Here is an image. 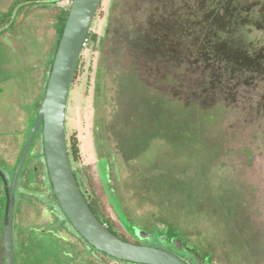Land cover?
<instances>
[{
	"label": "rangeland",
	"instance_id": "rangeland-1",
	"mask_svg": "<svg viewBox=\"0 0 264 264\" xmlns=\"http://www.w3.org/2000/svg\"><path fill=\"white\" fill-rule=\"evenodd\" d=\"M16 1L0 0V20L11 11L0 33V171L7 181L44 98L58 16L71 4ZM217 1L102 0L89 31L95 49L83 47L71 82L65 137L77 140L73 169L87 197L90 182L99 193L106 186L104 212L130 242L188 264L194 259L173 241L207 264H264V0L234 2L260 68L216 82V102L206 110L186 98L197 82L211 80L210 67L197 63L185 75L174 57L142 48L148 24L161 18L175 32L194 24L183 34L193 43L201 11ZM41 131L18 177L14 264H122L85 244L59 210L41 163ZM3 196L0 184V223Z\"/></svg>",
	"mask_w": 264,
	"mask_h": 264
},
{
	"label": "water",
	"instance_id": "water-1",
	"mask_svg": "<svg viewBox=\"0 0 264 264\" xmlns=\"http://www.w3.org/2000/svg\"><path fill=\"white\" fill-rule=\"evenodd\" d=\"M101 1H71L44 98L9 184L0 171L5 197L2 221L3 264H14L12 223L15 192L19 174L40 125L45 176L60 211L83 240L97 251L131 264H188L170 251L132 244L113 235L90 210L69 162L65 139L68 94L79 56ZM173 245L175 249L186 250L191 254L196 264H202V260L179 240L173 241Z\"/></svg>",
	"mask_w": 264,
	"mask_h": 264
},
{
	"label": "trees",
	"instance_id": "trees-1",
	"mask_svg": "<svg viewBox=\"0 0 264 264\" xmlns=\"http://www.w3.org/2000/svg\"><path fill=\"white\" fill-rule=\"evenodd\" d=\"M58 1L61 0H17L15 4L34 6L41 2H50L52 4L57 3ZM71 1L72 0H70L69 2ZM234 2L235 0H218L217 6L215 8L211 9L210 11H206L205 13V10H202V13H200V17L202 19L200 23L196 24L198 25V28H195L196 38L193 43L185 41V38L183 37L184 31H189L194 27V24H189L188 21L182 23L179 26L178 31L175 32L170 24H168L167 21L163 18L155 21L152 20L150 21L148 27L145 29L142 35L144 39V45L142 46V48H144L145 52L147 50L151 54H153L154 52H160L161 54H168L171 57H174V59H177L178 61L179 65L177 66L180 67L182 65H185V75L189 74L192 65H196L197 63H202L203 65H205V68H211L209 74V76H211V80L209 82L201 81L196 83V85L194 86L195 90L186 98L187 106H190V102L192 101L194 103L193 107L200 106L201 110L208 109L210 105L216 102V90H214L213 88L216 82H219L222 85V81L226 76L229 77L237 73L258 70L260 68L259 59L257 58L258 56L256 54H249L248 50L246 49V21L242 16V12L238 11L239 6H235ZM69 8L70 6L63 9L58 16V25L56 30L57 40L55 43L53 57L50 62L48 78L52 68L54 55L57 50L58 43L68 16ZM10 19L11 11L5 14L4 18L0 20V33L3 32L2 26ZM10 27L12 28L11 25H9V28ZM175 33L178 35V41L170 39L171 37H174ZM96 42L97 35L88 33L86 37L85 47L89 46V48L93 49ZM41 101L38 103L37 110L41 106ZM66 149L75 179L94 216L100 221L101 224L105 225V227L119 239L132 244H138L135 242H130V239L127 238L125 234L121 233V225L119 224V222L110 219L105 214L103 195H106L108 197V193L104 184H102L103 186L100 185L102 192L99 193L96 191L94 184L90 182L88 186L92 189L93 194L90 197H87L86 191L84 190L83 185L76 174V171L73 169V164L79 158V147L77 146V140L74 138L71 141L70 139L67 140ZM41 155V163L44 166L43 152L41 153ZM45 179L47 180L46 176ZM0 184L2 186L1 180ZM2 201L4 205V196ZM0 210H2L0 213L3 214V206ZM0 231L2 232V221L0 223ZM80 239L85 244L89 245L81 237ZM91 248L94 249L93 247ZM98 252L101 253L104 260L112 259L122 264H131L116 260L100 251ZM205 264H207V262Z\"/></svg>",
	"mask_w": 264,
	"mask_h": 264
},
{
	"label": "flooded vegetation",
	"instance_id": "flooded-vegetation-1",
	"mask_svg": "<svg viewBox=\"0 0 264 264\" xmlns=\"http://www.w3.org/2000/svg\"><path fill=\"white\" fill-rule=\"evenodd\" d=\"M65 122H66V120H65ZM34 169H36V168H34ZM36 170H37V169H36ZM9 182H10V180L8 181V184H9ZM190 256H191L192 259H194L193 256H192L191 254H190Z\"/></svg>",
	"mask_w": 264,
	"mask_h": 264
},
{
	"label": "built area",
	"instance_id": "built-area-1",
	"mask_svg": "<svg viewBox=\"0 0 264 264\" xmlns=\"http://www.w3.org/2000/svg\"><path fill=\"white\" fill-rule=\"evenodd\" d=\"M86 42V41H85ZM84 46H85V44H84Z\"/></svg>",
	"mask_w": 264,
	"mask_h": 264
}]
</instances>
